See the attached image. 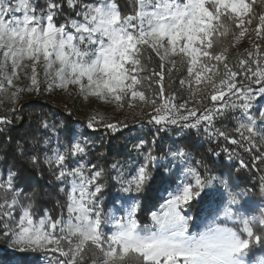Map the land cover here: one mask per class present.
Listing matches in <instances>:
<instances>
[{
    "label": "snow or ice",
    "instance_id": "6c2138e0",
    "mask_svg": "<svg viewBox=\"0 0 264 264\" xmlns=\"http://www.w3.org/2000/svg\"><path fill=\"white\" fill-rule=\"evenodd\" d=\"M255 2L135 0L133 13L124 14L116 0H45L42 8L35 0H0V92L7 91L5 84L15 87L14 81L21 72L39 91L37 67L41 66L48 90L75 88L84 99L96 98L119 107L127 103L132 108L137 100L151 103L155 114L147 123L157 126V132L166 131L169 126L198 129L203 124L208 138L222 137L245 153L255 150L252 163L264 164V46L251 41L252 33L264 39V13L258 14L259 22L250 28L257 18ZM65 3L78 19L58 23ZM233 26L237 31H233ZM229 34L237 42L247 36L251 43V50H245L246 58H238V67L228 64L227 48L219 53L212 51ZM146 50L155 52L161 60L181 57L187 65L189 86L196 85L192 92L199 97L196 103L210 99L211 106L202 111L189 109L187 102L177 106L172 102L174 97L166 98L163 64L161 71L152 73L159 77L160 103L149 101L145 92L138 89L150 79L142 75L147 71L143 60ZM169 62L174 68L175 59ZM29 68L30 74L25 71ZM180 83L183 85L184 80ZM19 91L11 93L13 100ZM230 113H238L232 116L236 136L221 129L211 130L216 117ZM11 123V119L0 117V124ZM96 123V117H92L87 128L94 129ZM103 126L112 131L118 128L113 123ZM40 127L55 129L47 118L40 121ZM66 131L71 140L64 151L57 147L43 156V163L50 169L55 166L56 181L65 185L59 191L66 197V217L63 212L53 217L45 209L37 219L33 203L24 204L23 194L14 186L16 173L9 170L7 180L0 181V236L11 248L21 254H58L48 264H264V255L246 259L257 246L264 251V207L259 215H245L234 208L246 192L233 191V184L210 175L207 165L202 175L190 165V153L178 147V142H173L174 150L169 149L168 155L169 163L176 162L180 167L173 170L163 166L166 175H160V180L166 195L161 196L158 206L152 205L154 210L148 211L150 223L141 224L138 213L145 210L142 200L151 187L152 171L160 167L162 158L149 150L131 179H125L119 162L114 163L111 167L117 175L112 179L124 195L115 202L118 208L106 210L105 185L100 181L104 169L93 168L89 173L82 163L69 167V157L85 156L88 143L73 136L71 130ZM43 143L50 145V138ZM145 143L141 140L134 147L142 149ZM17 148L23 152L19 142ZM223 152L233 164L239 160L241 169L248 167L235 148H224ZM29 159L38 166L41 158L33 155ZM213 181L223 186V193L205 191ZM205 197L213 204L219 197L223 204L212 208L201 222L199 214L192 215V210ZM255 203L246 200L244 207L255 212ZM260 203L264 204V200ZM57 205L65 207L59 201ZM17 210L18 217L14 215Z\"/></svg>",
    "mask_w": 264,
    "mask_h": 264
},
{
    "label": "trees",
    "instance_id": "16d2710c",
    "mask_svg": "<svg viewBox=\"0 0 264 264\" xmlns=\"http://www.w3.org/2000/svg\"><path fill=\"white\" fill-rule=\"evenodd\" d=\"M84 2L88 3L92 1L84 0ZM35 3L42 8L45 0H35ZM116 3L124 14L133 13L135 0H116ZM253 10L257 14V18L253 20L250 28H255V25L259 22L258 14L264 13V4H261V0H256ZM66 19H78V17H76L75 11L67 8V4L65 3V11L58 17V23H64ZM233 31H237L234 26ZM251 41L264 46V39L257 38L254 33L251 34ZM224 48L228 49L226 53L228 64L238 67V58H246L245 50H251V43L247 36L237 42L234 40L233 35L229 34L221 38V42L212 51L219 53ZM261 50L264 51V47ZM171 59H175L176 61L174 68L169 62ZM143 60L147 71L142 75L150 77V79H146L142 86H138V89L145 92L149 101L155 99L157 105L160 103V84L157 83L159 77L153 76L152 73L153 71H161L160 66L163 64L165 66L163 84L164 96L166 98L174 97L172 102L177 106L187 102V107L199 110H203V108L211 103L210 99L205 100L203 103H196L199 97L192 95L196 85L193 83L191 87L189 86L187 65L181 62V57H167L161 60L160 56L155 52L146 50L143 53ZM169 69H172V71L169 72ZM219 71L221 74L223 73L224 69L222 65L219 66ZM238 79H242V77ZM181 80H184L183 85L180 83ZM201 87L203 86L201 85ZM47 100L50 99L36 97L33 100L18 102L14 108L12 107L13 110L8 111L4 116L11 119L12 123L0 124V181L7 180L9 170L16 173L14 186L23 194L24 199L22 202L24 204L30 201L33 203V212L36 214L37 219L43 215L45 209H48L53 217L60 216L61 212H63L65 217L67 216L66 197L59 191L60 187L65 185L56 181L55 166L50 169L47 164L43 163L45 152L50 155L51 150L57 147H59L61 152L64 151V146L71 140L66 130H71L73 136H78L81 141H86L87 139L89 142L88 152L85 156L79 159L69 157V167H75L77 164L82 163L90 171L93 168L96 170L104 169V175L100 178V181L105 185L103 199L106 203L105 205H109V208L115 207L114 201L121 198L120 195L117 196L116 189L115 192H111L112 188L116 187V183L112 179L116 172L111 166L119 162L123 168H130L128 165L133 162L131 146L134 143L128 139V136L132 133L130 131L137 130L139 131L138 133L144 134L143 137L148 147H152V155L162 159L159 160L160 167L152 171L153 179L149 181L151 187L148 194L142 200L145 210L138 213L141 224L150 223L148 211L154 210L152 205L158 206L161 196L166 195L160 180V175H166L163 166L168 165L173 170L180 167L176 162L169 163L171 157L168 153L169 149L174 150L173 142H178V147H183L190 153V165L198 168L202 175L205 171L204 165H207L210 170L209 174L217 176L221 180H228L230 184H233V191L239 192L244 190L246 192L240 204L234 206V208H239L245 215H259L260 208L264 207V204L260 203L261 200H264V193L261 192V187H264V180L261 179L264 177V164H260L259 161L255 164L252 163L253 155L257 154L255 150L245 153L241 148L229 144L222 137L213 136L212 138H208V134L203 130V124L198 129L181 130L177 127L169 126V129L166 131L157 132V126L147 123L153 112L152 104H146L137 100L134 107L137 108L136 113H139V120L132 122L127 128H118V131H112L106 127L97 128L95 126L91 130L87 128L83 120L75 118L73 112L70 109L68 110L69 101L66 98L60 102ZM72 105L74 106L75 104L72 103ZM17 117L20 119L17 120ZM45 118H47L50 125L55 126L54 131L51 129L44 130L40 127V121ZM215 124L216 129L224 130L229 135L236 136L232 131L236 126V122L230 116L227 118L221 117ZM57 137H59V142L57 141ZM45 138H50L51 140V144L47 147L43 143ZM154 138L155 143H153ZM17 142L23 145V152L18 150ZM224 148H235L236 152L248 164V167L241 169L239 167V160L235 164L229 161L227 155L223 152ZM209 149H212L213 152H210ZM213 153H220V155L217 156ZM33 155H38L41 158L38 166H34L30 162L29 158ZM197 161H201L202 163L198 165ZM134 162L136 165L129 169L130 175H133L135 170L144 163L141 156ZM257 167H259L260 176L256 173L255 169ZM230 172L231 177L229 176ZM205 191L223 193L224 189L220 183L213 181V185ZM246 200H254L256 202L253 205L255 212L250 213L244 207ZM57 201L65 205V207L63 209L59 207ZM222 204L223 200L219 197L216 198L214 204L209 202L208 197H205L200 204L193 208L192 215L199 214L200 221L202 222L209 215L212 208L222 207ZM14 215L18 217L19 210ZM7 242L3 236H0V264H48L49 259L53 255L58 256V254L53 253H48L47 255L41 252L21 254L18 251H9L6 248ZM261 255H264V251L257 246L255 252L246 257V259L251 261ZM43 258H45V262H42Z\"/></svg>",
    "mask_w": 264,
    "mask_h": 264
},
{
    "label": "rangeland",
    "instance_id": "374dc122",
    "mask_svg": "<svg viewBox=\"0 0 264 264\" xmlns=\"http://www.w3.org/2000/svg\"><path fill=\"white\" fill-rule=\"evenodd\" d=\"M91 1L93 2V0H91ZM25 63L30 64V62H28V61H26ZM25 71H27L30 74V68L26 69ZM37 72H38V80H39V85H38L39 91H37L36 88L32 86L31 80L26 77L24 72H21L20 78L18 80L14 81L15 87L9 88L5 84V88L7 89V91L6 92H0V117H4L8 111H12L13 110L12 107L14 108V106L18 102L33 100L36 97H41L44 99L49 98L50 100H47V101H51V102H60V101L64 100V98H66V100L69 101L68 102V106H69L68 110L70 109V111L73 112L75 118L83 120L85 122L86 126L92 117H96V119L98 121V123H96V125H95L97 128H104L103 125L106 123H115L118 125V128L122 129V128H124L123 125L126 124L127 126H129V124H131L132 122L139 120L138 119L139 113H136L137 108L136 107L129 108L127 103H124L123 107H119L115 103L100 101L96 98L84 99L78 94V92L75 88H70L68 91H62L58 88L54 89V90H48V84L44 79L41 66L37 67ZM29 88H31L32 90L31 91L26 90ZM17 89H20V91L18 92L15 100H13L11 93L16 92ZM69 93H71V94H69ZM72 103H74L75 105L73 106ZM134 103H136V101ZM8 108H11V109H8ZM6 109H8V110H6ZM237 114L238 113H230L225 118H227L228 116H230L232 118L233 115H237ZM220 118L221 117H216L213 120V122H212L213 127L211 128L212 131H215V129L217 128L215 123ZM222 118H224V117H222ZM118 128L116 131L119 130ZM91 130H93V129H91ZM203 130H204V127H203ZM130 132H132V133L128 136V139H130L134 142L131 146L132 161L133 162H131L130 165H128L131 168V167H134L136 165V163L134 161H136V159L139 156H141L143 162H145L144 157H145V155L148 154L149 150L152 151V147H150V146L148 147L147 143H145V145L143 146L142 149H136L134 147L135 144L139 143L141 140H144L146 142V140L143 137L144 134L138 133L139 131H137V130H132ZM132 135H134V136L132 137ZM86 141L89 144L87 139H86ZM130 168L129 167L124 168L125 179H131V177H132V175H130V172H129ZM85 169L87 172H89V173L91 172L90 170L87 169V166H85ZM255 170H256L257 175L260 176L261 174H259V171H258L259 167H257ZM115 175H117V173H115ZM115 183H116V187L112 188L111 192L112 193L115 192V189H116L117 196L120 195L122 197L124 194L118 190L120 185L116 181H115ZM116 201H117V199L114 201V204ZM105 204L106 203L103 199V205L105 206V209L107 210L109 208V205H105ZM118 207L119 206H117L115 204V207H111V208H118ZM6 248L9 251H16L15 249H13L9 246L8 242H7ZM42 262H45V258L42 259Z\"/></svg>",
    "mask_w": 264,
    "mask_h": 264
},
{
    "label": "built area",
    "instance_id": "2783aa9c",
    "mask_svg": "<svg viewBox=\"0 0 264 264\" xmlns=\"http://www.w3.org/2000/svg\"><path fill=\"white\" fill-rule=\"evenodd\" d=\"M208 106H211V103L208 105ZM187 108H189V109H192V107H187ZM202 111V110H201ZM155 113L154 112H152V114L151 115H154ZM200 113L198 112V115H199ZM193 120L195 119V118H192ZM174 127H177V126H174ZM178 128V127H177ZM178 129H180V128H178Z\"/></svg>",
    "mask_w": 264,
    "mask_h": 264
}]
</instances>
